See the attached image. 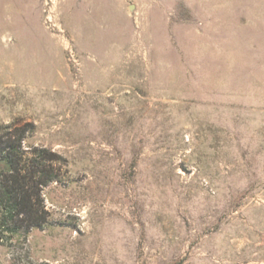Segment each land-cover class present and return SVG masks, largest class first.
Returning <instances> with one entry per match:
<instances>
[{
	"label": "rangeland",
	"instance_id": "374dc122",
	"mask_svg": "<svg viewBox=\"0 0 264 264\" xmlns=\"http://www.w3.org/2000/svg\"><path fill=\"white\" fill-rule=\"evenodd\" d=\"M7 124L66 165L0 264H264V0H0Z\"/></svg>",
	"mask_w": 264,
	"mask_h": 264
},
{
	"label": "trees",
	"instance_id": "16d2710c",
	"mask_svg": "<svg viewBox=\"0 0 264 264\" xmlns=\"http://www.w3.org/2000/svg\"><path fill=\"white\" fill-rule=\"evenodd\" d=\"M33 132L0 125V245L50 226L44 189L60 183L66 161L46 147H23Z\"/></svg>",
	"mask_w": 264,
	"mask_h": 264
}]
</instances>
